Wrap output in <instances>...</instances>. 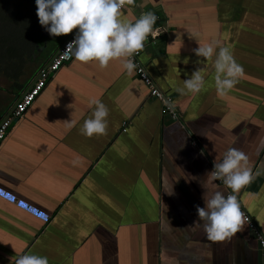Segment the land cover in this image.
<instances>
[{"label":"crops","instance_id":"0c3cea01","mask_svg":"<svg viewBox=\"0 0 264 264\" xmlns=\"http://www.w3.org/2000/svg\"><path fill=\"white\" fill-rule=\"evenodd\" d=\"M146 11L160 33L141 59L182 121L163 114L119 60L106 69L74 59L63 66L0 148V264L22 254L49 264H264L245 221L215 242L193 224L207 192L230 190L206 174L235 147L253 173L237 195L264 234V0H135L120 19ZM197 40L228 47L243 66L224 97L213 62L193 51ZM197 68L206 69L203 90L180 95ZM92 98L108 107V128L87 138L79 129Z\"/></svg>","mask_w":264,"mask_h":264},{"label":"clouds","instance_id":"9594fccd","mask_svg":"<svg viewBox=\"0 0 264 264\" xmlns=\"http://www.w3.org/2000/svg\"><path fill=\"white\" fill-rule=\"evenodd\" d=\"M134 4L135 0H36L39 23L51 36H67L78 29L75 39L68 43L62 54L65 58L74 57V62L81 64L95 62L101 69H106L111 61L119 60L128 74L135 70L134 57L144 48L145 41L149 36L155 40L160 33L159 28H154L159 19L154 12H142L134 22L120 19L121 10ZM190 34V38H195L193 33ZM197 41L199 47L193 50L195 55L213 62L217 95L226 96L239 83L244 74L243 66L237 63L228 47ZM205 70L197 68L176 91L182 96L199 94L205 86ZM89 103L94 110L84 120L80 134L87 138L106 135L108 107L96 98L90 99ZM73 116L74 113L70 122H64L69 127L75 124ZM77 163L73 161V164ZM206 176L207 180L222 182L230 192H207L205 207L196 205L198 219L193 224L201 223L208 240L223 241L238 233L246 219L237 194L252 182L253 173L246 154L233 147L224 153L222 160L214 161L212 171ZM10 259L12 264H49L46 256L36 254L16 255Z\"/></svg>","mask_w":264,"mask_h":264},{"label":"trees","instance_id":"16d2710c","mask_svg":"<svg viewBox=\"0 0 264 264\" xmlns=\"http://www.w3.org/2000/svg\"><path fill=\"white\" fill-rule=\"evenodd\" d=\"M43 28L37 16L36 0H0V74L8 82V91L12 94L9 103L0 102V122L40 71L47 66L51 54L45 55L43 63V60L34 59L38 56L39 49L45 48L46 36L41 32ZM60 46L61 43L52 47V54ZM30 60L34 63L33 69L29 70L28 77L21 79V74L26 70L23 68L24 64H28Z\"/></svg>","mask_w":264,"mask_h":264},{"label":"built area","instance_id":"2783aa9c","mask_svg":"<svg viewBox=\"0 0 264 264\" xmlns=\"http://www.w3.org/2000/svg\"><path fill=\"white\" fill-rule=\"evenodd\" d=\"M77 31L78 29L69 35V37L65 40V42L58 50V52L54 55V57L48 64L47 68H44L42 71H40L36 82L19 98V100L15 104V109L11 114V116L7 119H3L0 122V148L7 139L9 133L11 132L13 125L24 118L27 111L32 107L36 99L45 90L49 81L61 70L63 66L73 61L74 57L65 58L62 54L66 50V46L68 45V43L75 39ZM142 54L143 51L141 50L134 57V62L136 64V68L134 72L136 73L140 82L146 88H148L150 97L156 98L157 100L161 101L163 114H170L176 119L178 117V114L176 112V107L174 106L173 97L171 95L164 94L162 90L159 88L153 76L150 74L147 66L145 65V63H143L141 59ZM128 126L129 123L125 121L123 123L124 133L128 131L127 130ZM194 144L197 145V143ZM218 182L220 185H223L222 182L220 181ZM228 192H230V190ZM238 202L241 205V211L244 213L246 217L245 223L249 226L250 230L252 231L253 235L257 239L261 249L264 252L263 232L258 228L253 218L251 217V215L246 210L245 206L240 201L239 197H238Z\"/></svg>","mask_w":264,"mask_h":264},{"label":"rangeland","instance_id":"374dc122","mask_svg":"<svg viewBox=\"0 0 264 264\" xmlns=\"http://www.w3.org/2000/svg\"><path fill=\"white\" fill-rule=\"evenodd\" d=\"M16 5H20V4H16ZM15 7V5H13ZM28 9V7H27ZM17 10V8H16ZM43 35H45V45H47L45 48L42 47V54L40 59H42L43 61H45V55L46 54H52V49L54 48V46H58L60 43L63 42V39L66 38L67 36H59V37H53L51 35H49V33L46 31L45 28H43V30L41 31ZM68 38V37H67ZM66 38V39H67ZM53 47V48H52ZM35 59V57H34ZM33 62L30 60L29 63H25L23 68H26L25 73L21 74V79L24 77H28L31 69H33ZM48 66V64H47ZM39 75V74H38ZM8 82L6 81L5 77L0 74V87H4L2 88V90H0V102L4 101L5 103L8 102L9 103V99L12 97V94L8 91L9 87L7 86Z\"/></svg>","mask_w":264,"mask_h":264},{"label":"water","instance_id":"95a60500","mask_svg":"<svg viewBox=\"0 0 264 264\" xmlns=\"http://www.w3.org/2000/svg\"><path fill=\"white\" fill-rule=\"evenodd\" d=\"M124 9H125V8H124ZM124 9H123V10H124ZM123 10H121V11H123ZM45 68H47V66H46ZM37 79H38V77H37ZM37 79H36V80H37ZM35 82H36V81H35ZM35 82H34V83H35ZM34 83H33V84H34ZM33 84H32V85H33ZM153 100L155 101V100H157V99H156V98H153ZM14 109H15V106H13V108L9 111V113L6 115V117H5L4 119L9 118V117L11 116V114L13 113ZM176 112H177V114H178V119H179L180 121H182V118H181V116H180V114H181V113H180V110H179L177 107H176ZM124 122H125V121H124ZM124 122H123V123H124ZM127 122H128V121H127ZM127 130H128V128H127ZM123 133H124V132H123ZM3 144H4V143H3ZM3 144H2V146H3ZM262 251H263V250H262Z\"/></svg>","mask_w":264,"mask_h":264},{"label":"flooded vegetation","instance_id":"af4514ba","mask_svg":"<svg viewBox=\"0 0 264 264\" xmlns=\"http://www.w3.org/2000/svg\"><path fill=\"white\" fill-rule=\"evenodd\" d=\"M65 40H66V39H65ZM65 40L61 43V46H62V44L65 42ZM61 46H60V47H61ZM59 49H60V48H59ZM59 49H58V50H59ZM57 52H58V51H56V52H54L53 54H51V57H50L49 61H47V64L50 63V61L52 60V58L54 57V55H55ZM39 53H40V54H38L37 57H40V56H41V53H42V52H41V49H39ZM37 57H35V58H37ZM37 77H38V76H37ZM37 77L32 81V83L30 84L31 86H32V84L36 81ZM31 86H30V87H31ZM30 87H29V88H30ZM26 91H27V90H26ZM26 91H25V92H26ZM25 92H24V93H25ZM24 93H23V94H24ZM15 104H16V103H15ZM14 106H15V105H14Z\"/></svg>","mask_w":264,"mask_h":264}]
</instances>
